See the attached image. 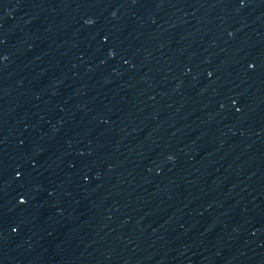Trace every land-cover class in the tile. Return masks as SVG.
<instances>
[{
    "label": "water",
    "instance_id": "obj_1",
    "mask_svg": "<svg viewBox=\"0 0 264 264\" xmlns=\"http://www.w3.org/2000/svg\"><path fill=\"white\" fill-rule=\"evenodd\" d=\"M108 264H264V0H127Z\"/></svg>",
    "mask_w": 264,
    "mask_h": 264
}]
</instances>
